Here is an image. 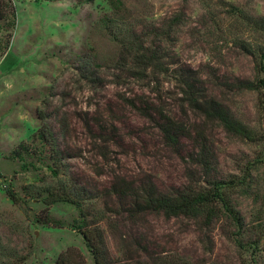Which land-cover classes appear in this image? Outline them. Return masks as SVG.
<instances>
[{"label":"rangeland","instance_id":"374dc122","mask_svg":"<svg viewBox=\"0 0 264 264\" xmlns=\"http://www.w3.org/2000/svg\"><path fill=\"white\" fill-rule=\"evenodd\" d=\"M10 3L14 28L0 19V264L66 253L96 264L84 233L107 264H264V94L220 85L262 76L264 0ZM185 80L253 139L194 109ZM142 183L213 200L196 216L131 212L126 186ZM50 193L69 196L51 203Z\"/></svg>","mask_w":264,"mask_h":264},{"label":"trees","instance_id":"16d2710c","mask_svg":"<svg viewBox=\"0 0 264 264\" xmlns=\"http://www.w3.org/2000/svg\"><path fill=\"white\" fill-rule=\"evenodd\" d=\"M8 1V2H7ZM0 0V19H7L8 27L14 28L15 19H16V10L14 6L10 3V0ZM113 2H117L118 0H111ZM9 33V38H10ZM9 38L7 43L5 44L4 48L7 47L9 43ZM1 51V50H0ZM264 59V54L262 55ZM140 59L143 62H147L149 66L152 65L154 61L153 55H141ZM154 64V63H153ZM259 71L262 73V76L259 77L257 80H250L244 78H235L230 83H220V85L227 86L229 89H245V90H254L257 91L259 94H264V63L261 61L259 65ZM203 81H201L202 83ZM187 84L186 93L189 96L188 100L192 107L198 110L201 114H204L209 120H216L218 121L222 127L230 133L238 135L240 137L246 139H253L252 130L249 126L238 119L232 111L222 102L220 98L214 95H210L207 92V87L199 85L197 86L196 83H190L189 80H185ZM219 83H216V86ZM167 137L172 142L178 141V135L182 131L178 125L173 123L170 120H167L166 124L162 125ZM39 135H42L41 131ZM182 136H185L184 133H181ZM202 151V150H200ZM17 152L16 150L14 151ZM56 173V172H55ZM149 186V188H147ZM145 186L143 183L138 185H127L126 194L128 197L132 198L133 205L135 209L131 212H141L146 210H159L162 211L164 214L178 216V215H198V211L203 208L208 202H211L213 198L204 192L199 193H189V194H163L158 192L154 186L148 185ZM8 196L12 200H16V195L11 191H7ZM52 194V202L62 198H68L63 196H69V193H64L65 195L62 196H55ZM207 219L211 220L210 218L214 216V210L210 209L207 212ZM85 239L91 244L93 249L94 258L96 264H107L106 257L104 252L99 247V243L97 244L94 239L92 238L91 233H84ZM55 264H79L76 261L69 259V256L66 253V256L61 254Z\"/></svg>","mask_w":264,"mask_h":264}]
</instances>
